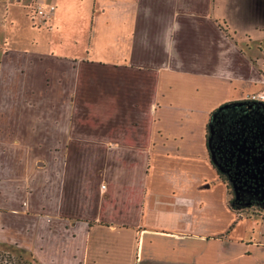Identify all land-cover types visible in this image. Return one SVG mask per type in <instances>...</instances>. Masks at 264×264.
Listing matches in <instances>:
<instances>
[{"label":"crops","instance_id":"obj_1","mask_svg":"<svg viewBox=\"0 0 264 264\" xmlns=\"http://www.w3.org/2000/svg\"><path fill=\"white\" fill-rule=\"evenodd\" d=\"M1 8L39 50H0V242L38 264H264V212L230 208L205 138L264 94V0Z\"/></svg>","mask_w":264,"mask_h":264},{"label":"trees","instance_id":"obj_2","mask_svg":"<svg viewBox=\"0 0 264 264\" xmlns=\"http://www.w3.org/2000/svg\"><path fill=\"white\" fill-rule=\"evenodd\" d=\"M234 104L236 102L227 103L210 114L205 134L210 163L219 179L226 185L229 206L232 210L234 209L231 207L233 198L230 199L232 188L229 176L235 179V173L238 176L248 174L256 181L264 178V162L259 161V158H264V114H261L264 112V102H252L247 99L242 103L239 102L237 109L230 111L228 107ZM244 104L248 111L254 105L253 108L257 111L253 116L241 113L239 105ZM220 168L227 172L226 175ZM25 253L23 252L24 255ZM26 255L30 260L22 257L14 261H11L10 257L4 260L10 264H36L32 254L26 253Z\"/></svg>","mask_w":264,"mask_h":264},{"label":"rangeland","instance_id":"obj_3","mask_svg":"<svg viewBox=\"0 0 264 264\" xmlns=\"http://www.w3.org/2000/svg\"><path fill=\"white\" fill-rule=\"evenodd\" d=\"M5 0H0V11L1 7L4 4ZM24 2V1H23ZM31 11H29L30 13ZM30 15V14H29ZM30 15L29 22L32 25L35 21ZM5 21V20H4ZM0 18V50L8 49V48H19L22 50H39L37 47H33V43H31V37L28 32L25 31L24 33V27L20 26H6L4 30H2V25ZM39 22H37V25ZM22 29V30H21ZM4 31V32H3ZM3 33V34H2ZM2 39V40H1ZM264 54V52H262ZM242 103V101H237L236 104L233 106H229L228 108L231 110H235L236 107H238V103ZM254 105H252L248 111L247 106L239 105V108H241V113L243 115L247 116H253L255 111H257L255 108H253ZM237 109V108H236ZM262 115L264 114L261 113ZM252 118V117H251ZM216 127V124L215 126ZM259 161L264 162V158H259ZM223 168H225L223 166ZM39 170V169H38ZM43 170V169H42ZM42 170H39L38 177L43 178ZM220 170L226 175L227 172H225L222 168ZM235 179L230 178L229 176V183L231 185V198L233 200L231 201V207L238 212L239 214H242L244 216H251L254 214H260L264 212V178L260 179L259 181H256L252 175H237L234 174ZM237 177V178H236ZM232 179V180H231ZM23 252H26L27 254H31L28 249H24L23 247H20L17 243H2L0 242V264H10L6 262L4 259L6 257H10L11 261H14V259H17L19 257H22L23 259H29L28 255L23 254ZM33 258L36 260L34 255H32ZM14 263V262H13ZM36 263L38 264V260H36Z\"/></svg>","mask_w":264,"mask_h":264},{"label":"built area","instance_id":"obj_4","mask_svg":"<svg viewBox=\"0 0 264 264\" xmlns=\"http://www.w3.org/2000/svg\"><path fill=\"white\" fill-rule=\"evenodd\" d=\"M55 7L54 6H48L46 8L41 7L39 5L34 7V12L36 14L37 17L44 19L46 17H48V15H50L52 12H54ZM262 76L264 77V66L262 68ZM249 101L252 102H264V94L262 93H257V94H251L248 97Z\"/></svg>","mask_w":264,"mask_h":264}]
</instances>
